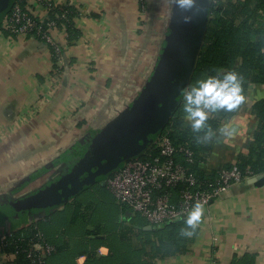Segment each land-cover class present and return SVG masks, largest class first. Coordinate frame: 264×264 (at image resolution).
Masks as SVG:
<instances>
[{
	"label": "crops",
	"instance_id": "0c3cea01",
	"mask_svg": "<svg viewBox=\"0 0 264 264\" xmlns=\"http://www.w3.org/2000/svg\"><path fill=\"white\" fill-rule=\"evenodd\" d=\"M46 2L74 8L76 34L71 37L64 24L53 31L63 49L59 60L42 39L0 35V237L37 224L58 247L48 264H84L79 254L93 245V238L100 240L97 249L102 248L105 257L112 255V246L126 247L118 251V264H264V186L249 181L233 185L204 207L185 248L164 258L152 257L151 246L142 256L139 232L150 224L117 201L127 222L123 228L135 229L131 234L74 230L78 224L65 229L67 217L59 214L81 191L50 211L14 207L68 176L113 115L132 105L154 73L174 12L170 0ZM43 3L35 0L31 5L47 23L56 14ZM263 98L264 86H252L245 104L221 123H230L233 135L212 140L214 130L205 139L199 166L207 175L249 154L257 127L252 107ZM177 159L182 162L183 157ZM104 179L99 182L107 189ZM135 217L142 224H135ZM87 230L95 235L83 236ZM15 259L11 254L0 256V264H13Z\"/></svg>",
	"mask_w": 264,
	"mask_h": 264
},
{
	"label": "trees",
	"instance_id": "16d2710c",
	"mask_svg": "<svg viewBox=\"0 0 264 264\" xmlns=\"http://www.w3.org/2000/svg\"><path fill=\"white\" fill-rule=\"evenodd\" d=\"M12 5L7 13L11 10ZM69 10L71 13L67 15L68 17L66 19H57L55 16L53 19L58 22L59 26L64 24L70 36L73 37V34H76L74 33V27L72 25L75 13L73 7L69 8ZM62 12L63 9L56 11L58 14ZM4 17L0 20V28ZM218 69L224 71L236 70L242 75L244 101L235 109L228 112L210 111L207 121L208 127L196 131L192 129L191 125L185 119L181 94L178 98L179 105L177 109L160 134L168 136L176 146H187L192 149L195 163L188 164L184 159L181 163L200 181H209L217 175V173L207 175L199 166V161L201 160L199 155L206 150L204 145L205 139L208 137L206 133L209 131L213 132L224 120L231 118L238 112L245 104L252 86H264V0H211L205 40L188 85L194 84L198 79L206 75H215ZM252 112L257 118L256 131L252 138L249 154L247 156H241L237 165L243 171L250 169L254 174L262 175L264 174V98L253 104ZM151 153L152 155H156L157 150H153ZM70 206H76V209L79 208L80 212L83 204L79 203V205H75L73 203ZM73 210L74 207L71 209L67 208L59 214L64 218L71 211V216L65 222V229L72 225L71 218L72 223L76 220L73 215ZM134 223L142 224L138 221L137 217H135ZM34 224H31L30 228H23L11 233L9 236L7 235L8 245H1L2 237H0V253L5 252L10 254L14 251H19L13 264H29L25 251L27 250L28 239L36 233V230L32 229ZM184 227L186 225L184 224L183 218L160 228L156 227V229L151 231L141 230L139 234L142 237L140 239L142 256L147 255L146 249L149 246H151L152 257L155 258H164L180 252L185 248L192 236L181 234V229ZM38 231L43 234L40 226H38ZM134 231L135 229L132 227H121L118 232L108 233L109 235L116 236L118 234L128 235ZM88 235L95 234L87 230L83 236L87 237ZM48 242L50 243V241ZM91 242L93 245L83 249V252L79 254L87 256L84 264H118L120 260L117 256L118 251L126 248L122 246V243L119 245V248L112 246V255L105 257L98 253L97 242H100V240L93 238ZM51 243L58 249L55 243Z\"/></svg>",
	"mask_w": 264,
	"mask_h": 264
},
{
	"label": "built area",
	"instance_id": "2783aa9c",
	"mask_svg": "<svg viewBox=\"0 0 264 264\" xmlns=\"http://www.w3.org/2000/svg\"><path fill=\"white\" fill-rule=\"evenodd\" d=\"M33 1L15 0L3 19L0 35L42 39L51 46L53 58L59 60L63 49L53 37V31L59 27L58 22L51 19L46 23L38 17L32 9ZM36 1L43 3V0ZM43 4L48 6L51 14H56L57 19H66L71 13L70 3L62 7L50 2ZM60 9L63 12L56 13ZM153 150H157L156 155H152ZM179 155L186 163H195L190 147L176 146L168 136L162 134L157 137L152 148L126 160L118 170L107 176L104 184L117 203L129 207L153 227L160 228L183 219L197 201L202 203L203 208L207 207L233 185L258 176L250 169L243 171L234 164L218 170L217 175L209 181H200L178 161ZM33 226L36 233L27 241V259L29 264H48V258L55 253L56 248L38 231L36 224ZM8 244L7 237H2L1 245ZM18 252L10 254L16 257ZM98 253L103 256L104 250L100 248ZM6 255L5 252L0 253L1 257ZM86 258V255H81L79 259L86 261Z\"/></svg>",
	"mask_w": 264,
	"mask_h": 264
},
{
	"label": "water",
	"instance_id": "95a60500",
	"mask_svg": "<svg viewBox=\"0 0 264 264\" xmlns=\"http://www.w3.org/2000/svg\"><path fill=\"white\" fill-rule=\"evenodd\" d=\"M14 2L0 0V20ZM210 2L204 0L203 13L199 9L192 14L174 9L164 48L139 97L98 136L68 176L20 201L15 208L54 210L151 147L177 109L182 90L188 86L205 40ZM183 15L192 18L185 22ZM249 183L264 186V174L250 179ZM153 229L152 225L143 227L145 231Z\"/></svg>",
	"mask_w": 264,
	"mask_h": 264
},
{
	"label": "clouds",
	"instance_id": "9594fccd",
	"mask_svg": "<svg viewBox=\"0 0 264 264\" xmlns=\"http://www.w3.org/2000/svg\"><path fill=\"white\" fill-rule=\"evenodd\" d=\"M174 9L181 13L192 14L197 9L200 13L205 11L204 0H170ZM192 15H183V20L188 22ZM245 96L243 94V77L236 70H217L215 75H206L182 90V109L185 119L193 130L199 131L208 127L209 112L231 111L235 109ZM214 139L223 137L228 139L233 135L230 123H223L216 129ZM212 132L206 136H212ZM204 213L201 202L197 201L184 217L186 227L181 229L185 236L193 235Z\"/></svg>",
	"mask_w": 264,
	"mask_h": 264
},
{
	"label": "rangeland",
	"instance_id": "374dc122",
	"mask_svg": "<svg viewBox=\"0 0 264 264\" xmlns=\"http://www.w3.org/2000/svg\"><path fill=\"white\" fill-rule=\"evenodd\" d=\"M144 88L145 87H143L142 89H140V91L137 92V96L134 98L132 103L139 97V95L142 93ZM127 109L128 107H126L125 109H123L118 113H115L113 115L115 117L111 121H109V123H107L105 127L106 128L109 127ZM81 126L83 128L81 132L82 134H85L86 127H83L84 124H82ZM102 130L103 129H101L100 131ZM77 147H80V143L77 144ZM75 198L77 199V201L74 202L75 205H79V203H81L83 204V207L80 209V212H79V208L76 209V206L68 207L70 209L74 207L73 215L75 219L78 220V221L75 220L72 223V218H71V224L73 225L78 224V226L74 227V230L77 229L82 230L87 227L94 232L105 231L109 233H115L118 232L119 229H121L122 224L124 226V224L127 223L126 218L124 216L123 217L120 216L121 210L119 206H117V204L115 203L116 200L113 197L112 193L104 186H102L101 182H97L91 185L90 187L84 188ZM135 215H139V214H135ZM70 216H71V211L70 213H67V218H69Z\"/></svg>",
	"mask_w": 264,
	"mask_h": 264
}]
</instances>
